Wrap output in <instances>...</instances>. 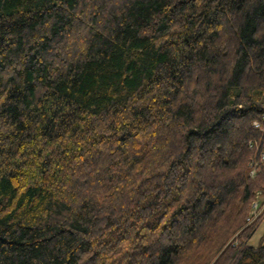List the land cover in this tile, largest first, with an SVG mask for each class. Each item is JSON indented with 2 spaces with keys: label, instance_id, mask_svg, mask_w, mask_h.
Returning a JSON list of instances; mask_svg holds the SVG:
<instances>
[{
  "label": "trees",
  "instance_id": "1",
  "mask_svg": "<svg viewBox=\"0 0 264 264\" xmlns=\"http://www.w3.org/2000/svg\"><path fill=\"white\" fill-rule=\"evenodd\" d=\"M263 115L264 0H0V264H264Z\"/></svg>",
  "mask_w": 264,
  "mask_h": 264
},
{
  "label": "built area",
  "instance_id": "2",
  "mask_svg": "<svg viewBox=\"0 0 264 264\" xmlns=\"http://www.w3.org/2000/svg\"><path fill=\"white\" fill-rule=\"evenodd\" d=\"M262 123V124H261ZM252 126L257 128L259 132L264 135V115L262 116V122L253 121ZM260 142L248 141V148L251 150L254 148V156L249 160V176L254 177L260 171L261 167H264V140L261 138ZM264 217V192L258 191L255 193V198L251 203V209L245 218L248 224L256 221L259 218Z\"/></svg>",
  "mask_w": 264,
  "mask_h": 264
},
{
  "label": "rangeland",
  "instance_id": "3",
  "mask_svg": "<svg viewBox=\"0 0 264 264\" xmlns=\"http://www.w3.org/2000/svg\"><path fill=\"white\" fill-rule=\"evenodd\" d=\"M263 234H264V217L262 221L259 223V225L256 227L255 231L252 233L248 242L249 245L256 246L259 243V240Z\"/></svg>",
  "mask_w": 264,
  "mask_h": 264
}]
</instances>
